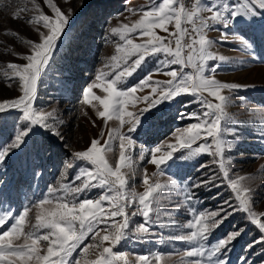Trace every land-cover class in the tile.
Here are the masks:
<instances>
[{
	"label": "snow or ice",
	"instance_id": "snow-or-ice-1",
	"mask_svg": "<svg viewBox=\"0 0 264 264\" xmlns=\"http://www.w3.org/2000/svg\"><path fill=\"white\" fill-rule=\"evenodd\" d=\"M45 2L54 15L40 12L28 22L42 25L46 31L37 29V41H28L31 54L23 57L26 63L8 64L13 74L11 78L19 80L22 94L0 102V113L18 110L24 125L17 128L7 142L0 144V167L25 145L35 128H43L52 131L57 137L60 136L55 131L54 112L42 111L34 107V103L38 97L39 83L46 75V69L70 17L52 3V0ZM30 3L34 9L40 10L36 0H30ZM25 10L27 9H21ZM127 11L133 14L138 11L139 19L131 25L122 23L111 28V33L119 35L123 43L117 47V54L111 56L105 64V69L109 71H99L84 90L82 101L95 109L105 128L113 120L119 122V127L109 129L106 139L104 130H101L99 137L93 138L85 150L72 154L84 166L79 169L71 183H60L58 187L49 186L43 198L31 205H25L18 215L11 209H5V202L0 200V264H158L160 256L153 260L146 255L130 259L128 253L114 251V248L129 236L137 241L144 239L152 234L150 229L153 226H174L175 221L171 217L181 207H187L191 218L180 227L187 230L185 234L175 235L172 239L184 241L191 246L185 254L188 258H194L190 264H203V261H207V264H228L225 258L228 246L244 229L232 232L225 239L206 247L211 231L231 213L225 212L223 208L220 211L225 212L224 216L217 211H197L193 203L192 189L212 183L215 176L181 187L174 181L167 184H161L158 179L150 182L145 169L142 175L144 190L137 192L134 187L129 188V180L135 179L133 150L137 141L133 134H136L147 112L180 96L193 97L192 103L197 104L200 109L199 112L180 113L181 119L187 118L196 122L174 130L178 144H167L168 151L157 155L161 153L163 145L151 149L141 147L138 159L144 160L147 154V162L157 168L151 176L158 177L164 172L161 165H166L173 158V150L177 147L186 150L187 154L182 156L183 159L200 154L210 155L234 192L238 201L236 207L245 212L249 222L264 233V212L258 213L252 209L251 190L243 185L246 177L231 178L228 170L230 157L226 159L225 156L226 150L234 148L239 140L237 128L229 127V123L236 125L239 122L232 121L225 112V106L231 102V98L222 93L223 90L231 91L245 86L217 80L214 73L219 64L208 67L209 60L222 62L226 59L224 56L215 55L210 49L217 42L227 41L226 30L236 24L238 18L248 21L257 16L264 17V0H231V3L230 0H208V3L194 0L191 7H187L184 0H160L159 3L152 0L151 4L138 10ZM170 25L173 28L171 31ZM188 25H191V29ZM218 25L225 30L220 33L219 41L209 39L206 32L219 31ZM157 30L167 35L158 34ZM132 34L140 42H136ZM261 37L264 38V28L261 30ZM239 39L246 50H254L255 45L251 41L244 37ZM151 57H157L156 67L144 79L126 90L118 88V85H123ZM172 65L179 66L181 71H167L170 79L164 81L153 80V73L164 71ZM189 67L194 71H183ZM112 73L114 76L108 79ZM146 87H151L152 93L158 95H136L138 90ZM94 88L102 89L105 94L96 95ZM140 102H145L146 106L137 111L129 110ZM125 125L127 132L122 131ZM227 136L234 139L229 141L225 138ZM198 142V147H193ZM117 144L118 161L113 166L109 162L108 154L113 152ZM97 188L103 190L98 197L86 196V193ZM174 190L182 195V203L161 213L160 200L167 199L171 204ZM81 196L84 198L81 199ZM154 204L157 206L154 207ZM225 204L231 207L229 201H225ZM32 207L37 209L35 223L29 224L28 217ZM137 215L142 217L143 222L130 228L131 219ZM161 215L169 218L167 224L161 222ZM42 230L44 234H41ZM89 239L93 243L85 244ZM42 241L47 244L43 254ZM78 249L80 251L77 253ZM74 253H77L75 258Z\"/></svg>",
	"mask_w": 264,
	"mask_h": 264
},
{
	"label": "rangeland",
	"instance_id": "rangeland-1",
	"mask_svg": "<svg viewBox=\"0 0 264 264\" xmlns=\"http://www.w3.org/2000/svg\"><path fill=\"white\" fill-rule=\"evenodd\" d=\"M157 3L160 0H156ZM208 3V0H203ZM40 10L33 8L30 0H0V102L22 94L18 79H12L9 63L23 64L24 56L31 54L28 41H37L38 32L46 31L42 25L30 24L28 20L39 15H54L45 0H36ZM69 15V22L61 37L57 50L46 69V75L38 86V97L34 107L42 111H52L56 116L55 131L60 133L57 137L52 131L35 128L27 139L25 145L18 149L0 167V200L5 203V209H11L14 214L23 211L25 205H31L47 193L49 186L58 187L60 183H71L79 169L84 166L82 161H76L73 153L85 150L93 138H98L101 130L105 132V139L109 129L118 128V121H109L104 127L101 118L96 115L91 105L84 104L83 92L93 82L101 69H105L111 56L116 55V49L123 43L119 35L111 33L112 27L122 23L131 25L139 19L136 14L127 9L138 10L152 3V0H52ZM231 3V0H230ZM21 9H27L21 11ZM205 15H208L205 13ZM19 18H16V17ZM216 30H209L206 35L209 39L219 41L220 33L225 31L218 25ZM264 28V17H254L245 21L238 18V22L226 31V42L215 43L210 51L217 56H224V61L209 60L208 67L219 64L214 73L215 78L221 82L243 85L236 90H223L224 95L231 98L225 106V112L232 121L239 123L229 127H236L239 140L232 149H227L226 159L230 157L229 173L231 178L246 177L243 185L251 190L250 203L252 209L258 213L264 212V38L261 30ZM158 34L165 33L157 30ZM244 37L255 45L253 51L246 50L239 39ZM132 38L136 42L135 34ZM132 59H135L133 57ZM157 57L148 58L132 77H129L118 88L126 90L135 86L140 80L156 67ZM131 63V60L129 61ZM181 71V68L172 65L164 71L153 73V80H167L170 77L167 71ZM183 71H194L190 67ZM208 74L207 72L205 73ZM114 76L112 73L108 79ZM96 95H104L103 90L94 88ZM137 96L152 95L151 87L138 90ZM243 98V100H241ZM193 97L180 96L172 102L165 101L156 108L151 109L142 118V123L133 138L137 145L133 150L135 179L129 180V188L134 187L137 192L144 190L142 175L144 170L150 177V182L159 180L161 184L174 181L177 185L191 186L193 182L199 183L215 176L212 183L193 188L195 207L197 211H217L221 216L230 212L217 228L211 231L206 241V247L214 245L217 241L225 239L228 234L244 229L228 246L226 259L228 264H264V233L257 226L249 222L245 212L236 206L238 201L235 194L222 176L218 165L213 163V157L200 154L190 159H183L187 152L182 148L173 150V158L166 165L163 175L152 177L157 171L155 165L138 159L139 148L151 149L161 147V153L168 151L167 144H178L174 134L175 129L187 127L194 120L181 119L180 113L196 111L199 106L192 103ZM215 102V101H214ZM93 103H96L93 101ZM145 102L138 103L130 111H137L145 107ZM18 110L0 113V144L7 142L17 128L24 122L20 119ZM223 128V122H222ZM122 131L127 132V125ZM229 141L232 136L225 137ZM103 143V141H102ZM199 142L193 147H198ZM118 144L112 153L108 154L109 162L116 165L118 161ZM72 164V167L67 165ZM207 165V167H202ZM76 183H79L77 181ZM102 189H94L86 193L88 198H96L102 194ZM62 194V193H59ZM84 196H81L83 199ZM183 197L179 191H173L171 204L167 199L160 200V211L163 213L175 204L182 203ZM229 201L231 207L225 204ZM154 207L157 205L154 204ZM221 208L225 212H221ZM37 209L32 207L29 212V224L35 223ZM131 211V210H130ZM187 207L176 210L171 217L175 225L171 227L153 226L151 235L137 241L129 238L116 245L114 251L126 252L129 258L146 255L150 260L160 256L158 264H190L194 258L186 257L191 246L184 242L172 239L175 235L185 234L187 230L180 228L190 219ZM220 219V217H217ZM169 218L161 215V222L167 224ZM142 217L137 215L131 219L130 228L142 223ZM26 231L28 228L25 229ZM44 234V230L41 231ZM85 244L93 243L86 240ZM107 244V242H106ZM42 254L46 250V242H41ZM83 247V245H81ZM80 249L77 250V253ZM77 253L73 254L75 258ZM207 264V261H203Z\"/></svg>",
	"mask_w": 264,
	"mask_h": 264
},
{
	"label": "built area",
	"instance_id": "built-area-1",
	"mask_svg": "<svg viewBox=\"0 0 264 264\" xmlns=\"http://www.w3.org/2000/svg\"><path fill=\"white\" fill-rule=\"evenodd\" d=\"M184 2H185V4H186L187 7H191V5L194 2V0H184ZM188 27H189V29H191V25H188ZM169 28H170V31L173 30V28H172L171 25L169 26ZM166 35H167V33H165L164 36H166Z\"/></svg>",
	"mask_w": 264,
	"mask_h": 264
}]
</instances>
